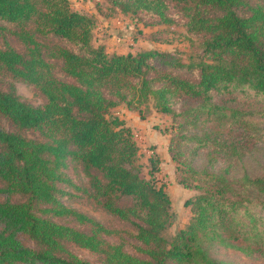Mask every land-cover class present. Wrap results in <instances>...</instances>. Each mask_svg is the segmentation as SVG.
Here are the masks:
<instances>
[{
	"label": "trees",
	"instance_id": "16d2710c",
	"mask_svg": "<svg viewBox=\"0 0 264 264\" xmlns=\"http://www.w3.org/2000/svg\"><path fill=\"white\" fill-rule=\"evenodd\" d=\"M108 1L143 25L180 14L199 58L185 63L157 49L107 53L93 44V18L69 0H0V33L10 25L22 44L0 45V74L44 99L34 105L12 83L0 87L9 125L0 126V264H93L71 246L104 264H242L213 256V245L264 260V0ZM187 70L194 77L181 75ZM234 92L262 103L242 109L215 98ZM147 102L170 114L171 157L194 178L183 185L198 191L185 201L189 222L170 238L159 159L149 156L142 175L130 129L109 115L118 104L140 110ZM71 162L89 176L83 190L95 203L130 224L133 251L119 229L61 201L74 196L66 185L78 189L66 172Z\"/></svg>",
	"mask_w": 264,
	"mask_h": 264
},
{
	"label": "rangeland",
	"instance_id": "374dc122",
	"mask_svg": "<svg viewBox=\"0 0 264 264\" xmlns=\"http://www.w3.org/2000/svg\"><path fill=\"white\" fill-rule=\"evenodd\" d=\"M70 6L90 15L94 20L92 28V41L94 45H102L107 53L136 52L139 50L157 49L176 53L185 63H195L199 58V46L196 37L188 32L185 20L180 14L171 12L172 22L143 25L142 21L131 13H123L113 6L108 0H69ZM5 28L0 33V45L8 43L17 49L22 48L20 41L14 36L12 26L2 23ZM57 76L62 77V72L55 68ZM196 72L183 71L181 75L194 77ZM7 83H12L16 93L21 99L34 105L41 104L44 99L33 87L21 80H14L7 75L0 74V87L5 89ZM218 101H226L227 104L242 109H250L261 105L260 99L255 95L246 93H231L225 96L215 97ZM109 115L121 119L131 131L132 137L138 146L137 163L140 164L141 174L148 176L149 156H157L158 169L155 172L157 184L163 185L171 200L173 216L168 224L164 235L170 238L180 228L187 225L191 217L190 205L185 201L193 198L197 190L193 187H185L181 182L187 183L194 178L188 175L184 166L171 157L169 150L172 136V118L170 114L157 111L147 102L141 105L140 110L128 109L124 104H118L110 109ZM0 126L8 128L9 125L0 115ZM30 137L40 138L38 133L27 132ZM171 147V146H170ZM201 159L193 161L196 166L200 165ZM66 172L73 186H65L74 196H62L61 201L74 209L92 216L109 228L119 229L123 235L129 251L132 250L134 240L130 236L132 228L126 221L118 219L95 203L86 190H89V176L82 172L81 166L76 162L69 163ZM1 186V183H0ZM63 186V184H62ZM2 198V195H0ZM12 199H20L18 195H12ZM126 201V200H124ZM56 220L64 221L63 218ZM27 244H32L25 236H21ZM72 250L93 264H104L100 256L87 249L71 246ZM213 256L242 264H264L256 254L246 255L239 250L221 245H213L209 248Z\"/></svg>",
	"mask_w": 264,
	"mask_h": 264
}]
</instances>
